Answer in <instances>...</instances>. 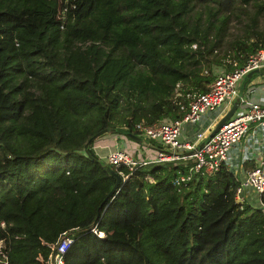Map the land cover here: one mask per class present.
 <instances>
[{"label":"trees","instance_id":"1","mask_svg":"<svg viewBox=\"0 0 264 264\" xmlns=\"http://www.w3.org/2000/svg\"><path fill=\"white\" fill-rule=\"evenodd\" d=\"M261 47L264 0H0V264H50L64 232V264H264V211L224 167L177 189L192 159L148 163L108 196L84 148L181 118L177 92Z\"/></svg>","mask_w":264,"mask_h":264},{"label":"built area","instance_id":"2","mask_svg":"<svg viewBox=\"0 0 264 264\" xmlns=\"http://www.w3.org/2000/svg\"><path fill=\"white\" fill-rule=\"evenodd\" d=\"M193 47L195 46L193 45ZM254 69H264V47L257 49L243 65L236 66L233 70L215 68V76L208 85L207 91L201 93L189 91L184 95L177 92L178 96L181 95L185 98L184 102L179 103L180 110L184 111L181 118L155 122L150 125L136 124L135 130L140 136L160 143L155 157L136 160L130 152L125 150V144L122 147L116 146L104 155H97V157L104 164L116 168L125 166L128 170L127 174L122 171L118 172L123 181L138 166L144 164L192 159L193 162L189 165L188 172L180 173L173 180V185L177 189H180L181 186L186 187L188 182L198 174L208 176L225 166L228 170L231 169L230 172L238 181L234 195L235 201L238 204H250L264 211V133L261 135L260 147L254 159V165L245 170L244 174H239L238 169H229L230 150L245 141L251 128L253 134L259 128L264 129V104L240 99L233 115L224 121L217 132L199 149H197L198 145L195 141L180 139L184 126L196 124L204 114L213 112L223 105L227 112L238 96L240 80L247 72ZM225 108L224 114L226 113ZM190 152L192 153L190 154ZM250 195H253L255 199H249ZM1 224L3 225V223ZM92 231L98 236H104L96 228H92ZM72 242L71 233L64 232L51 246L50 264H64V254Z\"/></svg>","mask_w":264,"mask_h":264},{"label":"crops","instance_id":"3","mask_svg":"<svg viewBox=\"0 0 264 264\" xmlns=\"http://www.w3.org/2000/svg\"><path fill=\"white\" fill-rule=\"evenodd\" d=\"M261 72L262 73L253 74L247 79V81L244 84L243 90L241 92L240 99H244L245 101L258 102V103L264 104V69H262ZM258 75H261V77L255 78ZM243 79H244V76L239 82L238 93L240 91V86H241ZM224 108L225 107L223 105L213 112H208L204 114L201 117L200 121L197 122L196 124L186 125L183 130L186 135L185 140H189L193 142L195 141L197 145H199L203 141V139L212 131L217 121L223 116ZM226 110L227 109L225 108V112ZM255 134L256 135L253 134L252 137L251 136L247 137L245 141L243 142L242 146L238 144L237 146H234L230 150L229 161L231 164L229 165L230 166L229 169L230 168L238 169L239 174H244L245 170H247L248 168L254 165V159L256 158V155L258 154V150L260 147V139H261V136L258 135L259 134L258 131ZM249 138H255L256 146L254 148L249 147V145L247 144V139L250 140ZM107 139H108V142H106ZM96 140L92 145V149L95 155H104L108 150L113 149L116 146L122 147L123 144H129L130 142L128 139H126V136L123 137L115 133L112 136H108L106 138V141H105V138H100L98 141ZM132 143H134L135 146L141 148V145H138L137 143L135 144L133 140H132ZM142 146L145 148L146 147L149 148L148 151L143 150L144 153L149 154L150 149H151V152L153 154L151 153L152 156H150L149 154L148 158H152L153 155L157 153V151L159 150V147L155 145L147 144V145H142ZM223 167L226 170H228L227 167L225 166ZM230 170L228 171L230 172ZM249 199H255V197L253 195H250Z\"/></svg>","mask_w":264,"mask_h":264},{"label":"water","instance_id":"4","mask_svg":"<svg viewBox=\"0 0 264 264\" xmlns=\"http://www.w3.org/2000/svg\"><path fill=\"white\" fill-rule=\"evenodd\" d=\"M262 69H254V70H251L249 72L246 73V75L244 76V79L241 83V86H240V91L238 93V96L237 98L235 99V101L232 103L230 109L217 121L216 125L214 126V128L212 129V131L203 139V141L197 146V149L201 148L202 145L208 141L216 132L217 130L220 128V126L224 123V121H226L228 118H230L233 113L236 111L237 107H238V104L240 102V95H241V92L243 90V87H244V84L245 82L247 81V79L253 75V74H256V73H262L261 72ZM109 131H112L113 133H120L126 137H129L131 140H133L134 142L136 143H141L142 142V138L140 135H136L134 133H132L131 131H129L128 129H125V128H122V127H116V128H106V129H103L97 133H95L92 137H90V139L85 143L84 145V148H85V151L87 154H89L88 152V149L87 147L94 141L96 140L99 136H101L102 134H105ZM192 152H190L191 154ZM105 169L110 172L112 175H114L115 177V183L114 185L112 186L110 192H109V195L108 196H111L118 188V184L120 183L121 181V176L116 172L114 171L110 165H105ZM97 216H98V213H97Z\"/></svg>","mask_w":264,"mask_h":264},{"label":"rangeland","instance_id":"5","mask_svg":"<svg viewBox=\"0 0 264 264\" xmlns=\"http://www.w3.org/2000/svg\"><path fill=\"white\" fill-rule=\"evenodd\" d=\"M231 24H233V25H236V26H239L240 25V23L237 21V20H233L232 22H231ZM230 31H235L234 30V28H233V26L231 27V30ZM222 68H224L223 66L221 67V70H222ZM203 69H205V67H203ZM261 77V75H258V76H256L255 78H260ZM185 127V126H184ZM258 130V132H259V134L258 135H262L263 133H264V129H261V128H259V129H257ZM114 133L112 132V131H109V132H107V133H105V134H102L101 136H99V138L96 140V141H98L100 138H105V141H106V138L108 137V136H112ZM254 135H256V134H254ZM249 136H253V129L251 128L250 130H249V132L247 133V137H249ZM246 137V138H247ZM141 138H142V142L141 143H137L138 145H141V148H139V147H137V146H135L134 145V143H132V140L129 138V137H126V139H128L130 142H129V144H125L126 145V147H125V150L127 151V152H130L133 156H134V158L136 159V160H143V159H147L148 158V156H149V154H150V156H152V152H151V149H150V153L149 154H147V153H144V151L143 150H146V151H148V149L149 148H145V147H143L142 145H147V144H150V145H155V146H158V145H160V143H158V142H154L153 140H150V139H148L147 137H145V136H142L141 135ZM180 139H182V140H184V139H186V135H185V133H184V131L182 132V135L180 136ZM250 140H248L247 139V144L249 145V147H252V148H254L256 145H255V138H249ZM106 142H108V139H107V141ZM147 143V144H146ZM135 144H136V142H135ZM162 145V144H161ZM240 146H242L243 145V143H240L239 144ZM143 148V149H142ZM145 148V149H144ZM153 151V150H152ZM152 153V154H151ZM156 156V153L153 155V157H155ZM152 157V158H153ZM1 247H2V242L0 241V250H1Z\"/></svg>","mask_w":264,"mask_h":264}]
</instances>
